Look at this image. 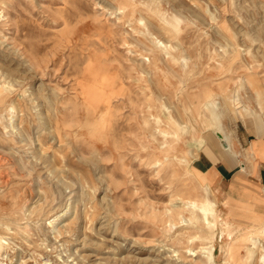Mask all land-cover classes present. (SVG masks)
<instances>
[{
  "label": "rangeland",
  "instance_id": "1",
  "mask_svg": "<svg viewBox=\"0 0 264 264\" xmlns=\"http://www.w3.org/2000/svg\"><path fill=\"white\" fill-rule=\"evenodd\" d=\"M255 136L264 0H0V264H264L263 201L191 162Z\"/></svg>",
  "mask_w": 264,
  "mask_h": 264
},
{
  "label": "crops",
  "instance_id": "2",
  "mask_svg": "<svg viewBox=\"0 0 264 264\" xmlns=\"http://www.w3.org/2000/svg\"><path fill=\"white\" fill-rule=\"evenodd\" d=\"M249 151L251 156L247 160L224 147H216L212 152L199 150L193 154L192 167L210 178L211 186L220 195L238 200H262L264 207V137H251Z\"/></svg>",
  "mask_w": 264,
  "mask_h": 264
},
{
  "label": "bare ground",
  "instance_id": "3",
  "mask_svg": "<svg viewBox=\"0 0 264 264\" xmlns=\"http://www.w3.org/2000/svg\"><path fill=\"white\" fill-rule=\"evenodd\" d=\"M158 37L154 36L152 33L149 36V39L153 42V43H158L155 46L156 47H164L167 48V45L165 43H163L161 40L157 39ZM130 44V43H129ZM170 45V44H169ZM147 45H145L146 47ZM148 48V47H147ZM139 53V52H138ZM147 57V56H146ZM176 59V58H175ZM177 60V59H176ZM175 71V70H174ZM144 72V71H143ZM142 73V72H141ZM142 77V76H141ZM90 85V84H89ZM88 86V85H87ZM89 87V86H88ZM237 107V106H236ZM214 111V110H212ZM203 142V141H202ZM227 148L231 151V152H235L234 146L233 144H228ZM241 163V162H240ZM245 170V166H243V171ZM208 191V190H207ZM226 200V199H225ZM227 201V200H226ZM183 204H181L180 208L185 210L188 209L190 210L191 213H193L194 215L202 213V215H204V218L207 222V224H210V226L215 227L216 223H217V215H216V210H215V206H216V200H212L210 198L207 197H195V198H188L187 200H184L182 202ZM179 215H182V211L178 212ZM224 215V214H223ZM210 217L212 219H210ZM182 220H185V218L183 217ZM227 222V221H226ZM233 223V222H232ZM235 224V223H234ZM264 230V229H263ZM246 231V230H245ZM247 232V231H246ZM214 234L215 232H213L212 236L210 237L211 239L214 238ZM231 234V233H229ZM240 234V233H239ZM243 235V234H242ZM217 236V235H216ZM237 237V236H236ZM235 238V237H234ZM238 239V238H237ZM254 239V238H253ZM235 242V241H234ZM250 242H252V239L250 240ZM257 242L253 241L252 245L253 246H247V249L250 252H254V246H256ZM227 245V244H226ZM191 251V254H193L194 256H197V251L198 250H194V248H190L189 249ZM202 256L203 258H205L204 262L208 263V264H217L214 260V253H213V246L211 245L210 247H203L202 248ZM238 253V252H236ZM231 257H235V252L230 251V258ZM202 258V257H201ZM202 258V259H203Z\"/></svg>",
  "mask_w": 264,
  "mask_h": 264
},
{
  "label": "water",
  "instance_id": "4",
  "mask_svg": "<svg viewBox=\"0 0 264 264\" xmlns=\"http://www.w3.org/2000/svg\"><path fill=\"white\" fill-rule=\"evenodd\" d=\"M218 136L219 138H222V134L220 132H218Z\"/></svg>",
  "mask_w": 264,
  "mask_h": 264
}]
</instances>
